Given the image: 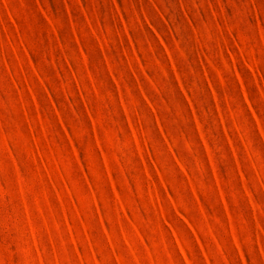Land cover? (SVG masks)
<instances>
[{"label":"rangeland","instance_id":"374dc122","mask_svg":"<svg viewBox=\"0 0 264 264\" xmlns=\"http://www.w3.org/2000/svg\"><path fill=\"white\" fill-rule=\"evenodd\" d=\"M0 264H264V0H0Z\"/></svg>","mask_w":264,"mask_h":264}]
</instances>
